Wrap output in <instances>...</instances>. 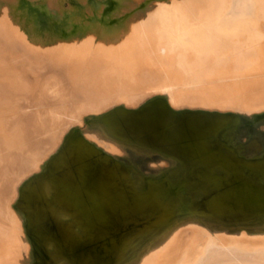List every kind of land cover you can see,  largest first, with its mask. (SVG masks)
<instances>
[{
  "label": "bare ground",
  "instance_id": "1",
  "mask_svg": "<svg viewBox=\"0 0 264 264\" xmlns=\"http://www.w3.org/2000/svg\"><path fill=\"white\" fill-rule=\"evenodd\" d=\"M93 2L90 20L37 10L22 37L17 1L0 0V187L10 197L7 213L0 198V264H264V86L243 101L207 92L220 105L194 107L176 83H142L157 68L136 67L200 62L197 31L219 16L220 32L252 18L254 0H129L136 13L118 9L112 23L109 2ZM244 37L223 40L184 84L196 86L201 71L233 77L221 82L264 78V62H239L238 51L249 44L258 55L264 39ZM49 38L67 42L48 53ZM185 192L191 210L181 212ZM13 231L16 248L2 245Z\"/></svg>",
  "mask_w": 264,
  "mask_h": 264
},
{
  "label": "rangeland",
  "instance_id": "2",
  "mask_svg": "<svg viewBox=\"0 0 264 264\" xmlns=\"http://www.w3.org/2000/svg\"><path fill=\"white\" fill-rule=\"evenodd\" d=\"M3 1H7V0H3ZM16 1H17L16 11L14 12V15H13L11 20L13 21L12 25L15 26L16 31L19 32L22 37L28 36L29 31L31 29L30 26H31V21H32L31 20L32 15L34 13H36L37 10L45 12V16H48V17H50V16L67 17V16H71V15L72 16L73 15H80L84 20H90L93 16L92 14L89 13L90 9L94 5L93 0H27V1L26 0H16ZM103 1H104V5L109 2V5L105 6V9H108V8L110 9V7H112L114 9V11L112 12V15H110V18L107 21L108 23H112L114 21H117L116 17H114V16H115L116 12H118V11L122 13V15L119 16V18H122L124 16L125 17L127 16V18H129L130 15L132 16L134 13H136L134 8H131L130 11H128L126 9L125 6L129 4V0L128 1L127 0H103ZM254 3H255V6L257 7V9L255 10L256 12L254 13V16L252 18H249V19L234 18L225 27H223V29H221L222 32H220L217 29V26H218L219 22H221L222 17L219 16V17L213 19V21H211V25L208 28H206V30L204 29L203 31H200V30L197 31L195 38L201 39L202 41L200 42L201 45L199 47V50H197V53H195V55H196V57L197 56L202 57V60L200 62H197V60H194V57H192V55L185 56V58H183L184 56L177 54V55H179V57H181L179 59L182 62H179V60H178L179 64L174 68V71H173L172 68H170L168 66L169 64L166 62V60H164V59L161 62L159 61L157 64L156 63H150L149 60L146 58L139 59L136 67H141L142 65H149V66L157 68L156 71H158V73H156L153 77L151 76V74H147L145 76V78L142 79V83L146 87L150 86L152 84L160 83V82H163L165 84H167L168 82L176 83L175 86L177 88L175 89L176 90L175 92L177 93V95L184 97V98L186 97V99H188V100L189 99L194 100L193 103H198L196 101V99H198L200 104H198V105L194 104L193 105L194 107L201 106L203 104L204 105H207V104L220 105L217 102L212 101L213 99H215V97L213 95L206 94L207 92L210 93L213 91L215 92L217 90H219L221 93H223V95H225L227 97L237 98L235 100L243 101L245 99V96L247 95L249 89L255 88L258 86H264V78H260L258 80L246 81V82L245 81L241 82L238 80H232L229 82H221L222 80H231V79H233V77L223 76L221 78L216 79L215 76H210L209 74L205 75V73H201L202 71L201 72L199 71L200 72L198 74L199 77L196 78V84L198 86L197 85L193 86L194 84L192 83V84H188V86H189L188 87L187 84L186 83L184 84V82L182 81V76H188V79H190V77H192L196 71L201 69L200 66L204 65V62H206L205 60L208 57H210L212 54L217 52V50L219 48H221V46L223 44L222 43L223 40H226V39L227 40H233V39H236V37L238 38V35L241 34V35L245 36L243 38V41H242L243 43H251L252 45L256 46L257 44H260L262 42V40H260V39H264V37H263L264 36V30H260L258 28V26H259L260 21H262V20L264 21V1L263 0H254ZM218 4H220V2H218ZM58 5H61V6H58ZM186 5L188 7H190L189 3H187ZM201 5H202L201 3H192L191 4V6H194L196 8L195 9L196 11H199ZM260 11H262V13H263L262 15H261ZM111 16H113V17H111ZM173 17L174 16L172 15L171 19ZM108 25L109 24H106V25L102 26L101 28H99L100 31L106 30L108 28ZM100 31L97 34H99ZM64 42H67V41L49 38L47 40V42L44 44V47L42 50L46 51L48 53L55 52L62 46V44ZM242 42H240V43H242ZM209 44L212 47L209 49H206V51H204L203 47L205 46V48H207L206 46ZM249 48H250L249 44H247L245 46L242 45L238 48V51L240 53L245 54V56L240 58L239 62H243L244 59H246L248 61L249 60L248 57H250V55H256L257 57L255 56L256 57L255 62H256V64L261 65V63L264 62V51L260 52L257 55L256 54L257 50H255V47L251 46V48L250 49ZM198 52H200V53H198ZM217 57L219 59L218 67H224L226 65V59H224L221 55H218ZM245 63H246V61H245ZM155 68L154 69L152 68V69L155 70ZM162 71H164V72H162ZM201 74H202V76H201ZM204 78H205V81L207 83L200 85L201 81L203 82ZM152 81H154V82H152ZM188 83H190V80L188 81ZM124 84H126V82H124L122 84L117 83L114 86V89L120 90L123 88ZM169 84L170 83H168V85ZM207 90H209V91H207ZM189 94H190L191 98L187 97ZM250 97H251V95L248 98H250ZM127 99L130 102L133 101L132 96L126 98L125 101H127ZM140 102H142V101H140ZM96 104H98V103H96ZM111 106H113V104H111ZM223 107H225V105ZM262 107H263V105H258L254 109L256 110V109L262 108ZM32 115H33V113H31V115H29L28 120L30 119V117H32ZM16 127L23 129L27 126L23 123V125L20 124ZM67 128H68V126L64 127L61 132H64ZM60 134L61 133L57 134V140L59 139ZM234 164H235V166H238L236 162ZM244 170H252V169L250 168V169H244ZM168 181H170V180H168ZM0 191H1L0 198L2 199L4 209H5L6 213L10 212V206H9L10 197H8V195H6V186H5V188H4V186L2 188L0 187ZM185 193L186 194H183L181 196V202L178 204L181 212H188L191 210L190 202L192 201V195L190 192H185ZM189 200H191V201H189ZM5 229H6L5 226H2V223L0 222V233L5 232ZM12 230H14L16 232L15 228ZM14 231L11 235L10 240L6 241L7 240L6 239L5 240L6 242L3 240L4 244H2V245L10 246L11 248L12 247L16 248V244H17L16 238H18V237L16 236ZM11 259H13V258H11ZM8 263H9V258H7L5 260V264H8ZM144 264H161V261L160 260L157 261L155 259H153V260L148 259Z\"/></svg>",
  "mask_w": 264,
  "mask_h": 264
}]
</instances>
